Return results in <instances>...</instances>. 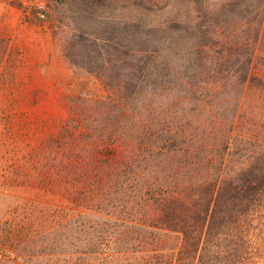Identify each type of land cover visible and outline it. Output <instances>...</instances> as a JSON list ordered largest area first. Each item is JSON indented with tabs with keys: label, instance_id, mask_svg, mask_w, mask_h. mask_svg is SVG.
<instances>
[{
	"label": "trees",
	"instance_id": "16d2710c",
	"mask_svg": "<svg viewBox=\"0 0 264 264\" xmlns=\"http://www.w3.org/2000/svg\"><path fill=\"white\" fill-rule=\"evenodd\" d=\"M174 1L195 4L193 20H126L120 43L113 20L71 37L68 61L109 94L76 105L58 131L69 149L47 157L67 204L2 222L0 264H264V136L238 123L247 86L264 88L257 39H235L231 0L208 23L202 0Z\"/></svg>",
	"mask_w": 264,
	"mask_h": 264
},
{
	"label": "rangeland",
	"instance_id": "374dc122",
	"mask_svg": "<svg viewBox=\"0 0 264 264\" xmlns=\"http://www.w3.org/2000/svg\"><path fill=\"white\" fill-rule=\"evenodd\" d=\"M112 1L116 8L96 0H0V226L7 220L28 217L39 224V210L67 204L58 187L56 167L47 157L69 149L60 147L58 131L72 112L78 111L76 105L86 102L83 99L88 96L103 100L109 94V86L96 72L68 61L71 37L78 30L108 35L112 30L107 31V21L113 20L119 34L114 40L120 43L126 20L148 25L164 23L176 15L193 20L197 9L193 3L174 0H144L148 8L121 7L126 0ZM228 1L202 0L203 21L208 23L210 15ZM231 1L234 22L228 26H236L237 41L257 39L253 72L264 79V0ZM38 2L45 4L42 11L37 9ZM100 45L111 49L106 43ZM94 47L81 43L77 50L95 55ZM102 51L107 57L106 50ZM112 72L116 71L105 73ZM239 110V125L253 135L264 136V88L248 85ZM88 114L94 122L96 115ZM93 135H98L101 145L108 141L105 132L94 131ZM88 136L84 139H91Z\"/></svg>",
	"mask_w": 264,
	"mask_h": 264
},
{
	"label": "built area",
	"instance_id": "2783aa9c",
	"mask_svg": "<svg viewBox=\"0 0 264 264\" xmlns=\"http://www.w3.org/2000/svg\"><path fill=\"white\" fill-rule=\"evenodd\" d=\"M36 6H37V9L40 10V11H42V10L45 8V4L42 3V2H38V3L36 4ZM42 15H43V14H42Z\"/></svg>",
	"mask_w": 264,
	"mask_h": 264
}]
</instances>
